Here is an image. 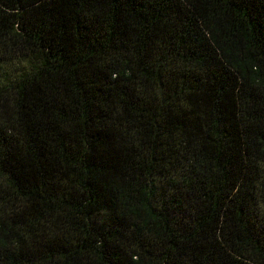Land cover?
Here are the masks:
<instances>
[{
  "label": "trees",
  "instance_id": "trees-1",
  "mask_svg": "<svg viewBox=\"0 0 264 264\" xmlns=\"http://www.w3.org/2000/svg\"><path fill=\"white\" fill-rule=\"evenodd\" d=\"M0 264H264V0H0Z\"/></svg>",
  "mask_w": 264,
  "mask_h": 264
}]
</instances>
